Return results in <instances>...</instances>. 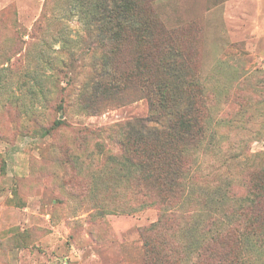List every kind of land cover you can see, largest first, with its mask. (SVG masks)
Instances as JSON below:
<instances>
[{
    "label": "rangeland",
    "instance_id": "1",
    "mask_svg": "<svg viewBox=\"0 0 264 264\" xmlns=\"http://www.w3.org/2000/svg\"><path fill=\"white\" fill-rule=\"evenodd\" d=\"M146 6L176 31L210 97V128L189 174L179 237L193 252L232 208L243 224L257 217L260 226L249 231L264 235V218L244 202L250 186L264 185V0ZM103 7L110 10L102 0H0V264H138L144 255V230L159 209L140 204L134 179L112 156L119 126H156L151 106L116 100L89 114L78 100L93 92V72L104 62L97 46ZM126 45L127 58L145 50L137 41ZM170 67L176 79L188 72ZM84 127L103 132L84 137ZM168 237L175 241L172 230Z\"/></svg>",
    "mask_w": 264,
    "mask_h": 264
},
{
    "label": "trees",
    "instance_id": "2",
    "mask_svg": "<svg viewBox=\"0 0 264 264\" xmlns=\"http://www.w3.org/2000/svg\"><path fill=\"white\" fill-rule=\"evenodd\" d=\"M102 1L110 5V10L103 7L97 46L108 61L105 64L111 68L106 72L103 59L93 72V92L87 95L84 90L78 100L82 110L89 114H99L103 106H112L116 100L128 103L147 99L153 111L151 119L156 126L151 129L144 124L138 132L131 126H127L128 129L119 126L114 131L118 152L112 157L128 170L130 180L134 179L140 204L159 209L158 219L144 230L147 232L144 255L138 264H261L264 235L249 231L257 230L259 220L257 217L251 222L245 219L243 224L241 214L233 208L227 213L228 218L210 223L193 252L179 237L189 174L199 164L202 141L210 128V97L196 73L191 71L186 49L177 45L178 34L167 29L160 18L148 10L149 0ZM132 40L144 43L145 50L138 49L133 58H127L126 42ZM158 52H161L159 56ZM170 54L175 59L171 60ZM125 63L130 64L127 70L123 68ZM173 64L188 70L185 77L178 80L173 77L169 70ZM64 122L58 120L55 125ZM78 132L84 137L100 136L103 130L84 127ZM103 145L99 141L98 146L103 148ZM249 191L244 202L249 201L250 209L258 210L255 215L264 218V185L250 186ZM115 199H119L117 195ZM234 205L233 202L231 207ZM260 222L264 224V219ZM170 230L175 241L168 237ZM246 232L257 238L251 243ZM246 250L250 254H245Z\"/></svg>",
    "mask_w": 264,
    "mask_h": 264
}]
</instances>
